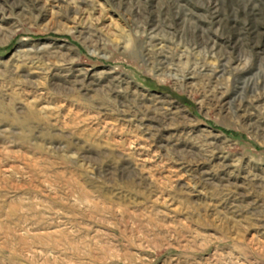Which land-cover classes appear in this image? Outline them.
<instances>
[{"label": "rangeland", "instance_id": "1", "mask_svg": "<svg viewBox=\"0 0 264 264\" xmlns=\"http://www.w3.org/2000/svg\"><path fill=\"white\" fill-rule=\"evenodd\" d=\"M0 264H264V0H0Z\"/></svg>", "mask_w": 264, "mask_h": 264}]
</instances>
